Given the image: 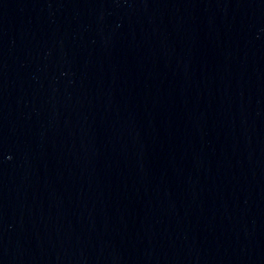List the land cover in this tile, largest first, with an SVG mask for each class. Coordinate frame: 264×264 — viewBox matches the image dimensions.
Returning a JSON list of instances; mask_svg holds the SVG:
<instances>
[{
	"label": "water",
	"instance_id": "1",
	"mask_svg": "<svg viewBox=\"0 0 264 264\" xmlns=\"http://www.w3.org/2000/svg\"><path fill=\"white\" fill-rule=\"evenodd\" d=\"M0 264H264V0H0Z\"/></svg>",
	"mask_w": 264,
	"mask_h": 264
}]
</instances>
